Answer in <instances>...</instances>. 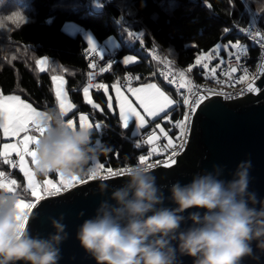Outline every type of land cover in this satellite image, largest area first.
<instances>
[{
  "label": "clouds",
  "instance_id": "9594fccd",
  "mask_svg": "<svg viewBox=\"0 0 264 264\" xmlns=\"http://www.w3.org/2000/svg\"><path fill=\"white\" fill-rule=\"evenodd\" d=\"M256 2L264 11V0ZM43 126L34 144L35 174L71 178L93 173L89 164L100 149L92 126L73 125L59 109L46 112ZM155 168L138 162L122 175L101 177V195L109 190V177L124 183L77 227L76 239L96 264H183L184 256L192 257L193 264H245L248 258L259 262L264 254V198L250 190V159L241 160L230 179L224 177V166L214 164L187 183L177 180L168 186V196L157 183ZM25 193L0 192V264H59L61 245L69 238L63 216L52 218L55 231L47 237L33 235L18 218Z\"/></svg>",
  "mask_w": 264,
  "mask_h": 264
},
{
  "label": "trees",
  "instance_id": "16d2710c",
  "mask_svg": "<svg viewBox=\"0 0 264 264\" xmlns=\"http://www.w3.org/2000/svg\"><path fill=\"white\" fill-rule=\"evenodd\" d=\"M91 1L0 0V93H16L46 111L57 109L51 72L63 71L68 95L77 106L69 114L84 110L93 125L101 124L99 128L93 127V140L100 149L97 159L104 165L102 170L140 160L149 144L132 133V123L127 128L121 125L117 110L107 107L103 89L90 88L92 99L103 111L84 102L81 89L86 83L83 49L87 42L82 32L64 30V20L75 21L98 41L115 34L119 42L113 46L116 52L110 59L115 62L101 80L110 84L126 73L139 77L131 83L155 80L177 102L166 112L172 119L180 115L181 103L173 84L157 73L160 60L167 61L175 70L185 68L187 75L197 80L207 79L209 74L202 67L193 65L191 71L187 68L198 52L219 41H238L246 45L248 58L254 62L257 45L237 31L235 25L252 20V9H256L257 21L264 28V11L256 0H101L98 7H92ZM41 54L47 56L46 71H41L36 63ZM128 54L136 57L137 62L122 64ZM219 54L222 58L224 50ZM217 59L219 64L220 58ZM162 115L151 122L161 120ZM163 124L167 126L170 122L165 120ZM105 147L110 151H102ZM14 156L13 153L11 158ZM0 171L17 181L18 192H25L24 175L18 168L0 163ZM51 175L56 177L57 173ZM32 199L30 190L26 191L23 200L27 203Z\"/></svg>",
  "mask_w": 264,
  "mask_h": 264
},
{
  "label": "water",
  "instance_id": "95a60500",
  "mask_svg": "<svg viewBox=\"0 0 264 264\" xmlns=\"http://www.w3.org/2000/svg\"><path fill=\"white\" fill-rule=\"evenodd\" d=\"M255 82L260 86L257 92H245L233 98L212 95L211 101L206 99L196 109L191 117L185 147L175 157L176 163L167 168L157 164L155 168L157 183L164 188L166 196L170 195L168 186L172 183L177 180L187 183L195 173L211 171L214 164L224 166V177L230 179L237 164L250 159V190L264 198V70ZM206 104L210 106L205 108ZM101 177L91 176L58 195L45 196L29 209L32 215L28 216L26 226L33 235L47 237L55 231L52 218L63 216L69 238L61 245L62 259L59 264H96L76 239L77 227L95 214L100 202L109 199L115 187L124 183L123 178L109 177V190L101 195ZM165 204L174 206L167 200ZM182 261L183 264H193L190 256L182 257ZM245 264H264V254H260L259 262L248 258Z\"/></svg>",
  "mask_w": 264,
  "mask_h": 264
},
{
  "label": "snow or ice",
  "instance_id": "6c2138e0",
  "mask_svg": "<svg viewBox=\"0 0 264 264\" xmlns=\"http://www.w3.org/2000/svg\"><path fill=\"white\" fill-rule=\"evenodd\" d=\"M255 27L250 26L248 28H241L240 31L246 32L249 34V38H258L257 43H261L264 46V36H261L259 31H254ZM254 33V35H253ZM131 35V33H130ZM88 44L91 45L90 48V55L87 57L89 60V67L93 70V72L89 73L90 77H93L94 73L98 70L99 73H103L105 71H109L112 67V63L115 61H109L106 67H99L98 61L103 60V55L98 51L96 42L92 39L91 36L87 38ZM221 49L224 50L225 54L227 55L228 59L225 60L219 57V53ZM238 50V51H237ZM246 53V47L241 45L239 42L232 43L229 42L227 44H217L210 52L209 56H214L216 58H220V67L221 65H227V69L223 70V76L227 78L228 84L235 83V80L232 78L233 74L237 72L236 67L231 66V61L235 59L239 62L242 59V55ZM209 57H205V62L202 63L201 60L198 58L196 63L201 65L203 68H207V59ZM137 62V58L133 56H128L122 59V64H130ZM36 63L45 65L40 70L46 71L48 70V63L47 58H43V60H37ZM240 70L243 72H247V69L244 66L240 67ZM191 71V68H189ZM216 69H212L211 72L215 73ZM164 76L165 80L176 86V90L180 93L181 89H186L187 94L183 97L182 103L187 110V114L184 117V120L175 122L173 127L179 129V134L176 137L178 143H174L172 138L168 137V132H166L161 125L157 124L155 129L152 133H150L146 140L142 141L143 143L153 144L154 141H158L160 137H164L167 139V143L161 147H152L151 151L148 153V156H141L140 162L146 163L148 157L152 156L157 151L159 152H166L168 149H176L179 148L180 151L183 150L185 147V138L187 137V127L186 122L190 123L191 117L195 114L197 108L208 99L211 101L212 95H229L226 92H220L215 89L207 88V89H199L195 86H189L187 83L178 82L177 79H168L169 76H175L174 73H161ZM180 76L183 77V72L180 73ZM53 83L59 79L56 75L51 77ZM139 79V77H136ZM213 79L215 77L213 76ZM220 82V81H217ZM65 81L63 79H59V83H56V90H55V98L59 104V110L64 116H67L68 113L72 112L77 106L72 104L68 100V94L64 87ZM95 88L97 90L103 89L106 95V105L109 109H112L113 104V96L107 95L108 93V86L103 84H93L89 83L87 87L83 89L85 94L84 102L87 104L92 105L94 109H99L103 111L101 106L94 101H92L89 96V89ZM112 88L114 89V98L117 102L118 109H119V118L122 122V126L127 128L129 124V120L131 117H135L137 121L138 130L144 128L147 123L145 116L149 118H156L160 117L161 114L167 112V110L172 107L173 105L177 104L176 101L172 100L167 96L157 85L155 84H146L141 87H129L125 86V91H127L131 97L134 98L136 103L134 104L132 100L128 98V96L124 95L121 91V88L117 84H113ZM242 92H257L258 89L254 88L252 84H249L247 88L242 89ZM210 105H205V108H208ZM143 113V115H142ZM46 112L38 111L37 109L33 108L31 104L23 102L20 100L18 96H4L0 93V138L2 137H12L15 138L16 143H3L2 149H0V163L9 165L12 168H18L23 175L27 178V185L25 190H30L31 196L34 198V202L25 203L24 200H21L18 204V207L21 211V227L26 226L28 217L24 216L23 213L25 209H31L36 206V204L45 196L51 197L54 195H58L61 191L67 190L70 188L75 181H80L79 176H74L68 179H65L63 175H60V182L57 184L50 179L44 180L43 184L45 185L43 191H41V182L36 179L35 172L27 167V161L25 157H30L32 162H34L35 151H34V144L37 142L38 137L45 131L43 126V118L45 117ZM168 119L171 123L169 117H164ZM69 121L73 124V120L69 119ZM84 123L88 124L92 127L99 128L101 126L100 123H96L93 125L92 123L88 122V118L85 115H81L79 118V124ZM160 133V136L156 135V132ZM22 134V135H21ZM140 144H137L139 147ZM15 152L18 160L11 159V153ZM178 155L177 151H173L171 156L166 158L163 162L164 167H172L175 163V157ZM160 161H157L155 164L147 163L148 166H157ZM100 168H104V165H99ZM124 170L119 172L113 171L112 169L106 170V175L111 176L117 173L123 174ZM97 171L93 169L92 176L95 177L97 175ZM5 173L0 171V189L8 190V191H17V181L12 180H5ZM83 182V181H80Z\"/></svg>",
  "mask_w": 264,
  "mask_h": 264
},
{
  "label": "built area",
  "instance_id": "2783aa9c",
  "mask_svg": "<svg viewBox=\"0 0 264 264\" xmlns=\"http://www.w3.org/2000/svg\"><path fill=\"white\" fill-rule=\"evenodd\" d=\"M256 13L257 10L256 9H252V15L253 18L252 20L248 21L247 23L241 25V24H236L235 25V29L243 34H245L246 36L249 37V34L246 32H242L240 31L241 28H248L250 26L255 27L254 31H259L261 33V36H264V28L258 23L257 18H256ZM254 35V33H253ZM250 39V38H249ZM257 39L258 38H253L250 39V41L254 44L257 45V50L255 52V58H254V62L248 58V49L246 47V45L244 43H240L241 45L246 47V53L242 55V59L237 62L235 59H233L231 61V66L232 67H236L237 68V72L235 74H233V79L235 80V83L233 84H228L227 83V78L223 76V70L227 69V65H221L220 67H216V71L215 73H210L209 74V78L207 79H202V80H197L195 79L192 75H187L183 73V77L180 76L181 72H178L177 70H175L174 68H172L167 61L165 60H160L158 68H157V73L159 75H161V73H174L175 76H169V79H177L178 82H183V83H187L189 84V86H195L199 89H207V88H211V89H215L217 91L220 92H226L229 93V95H221V97L223 98H233L236 96H239L247 91L242 92V89L247 88V86L249 84H252L254 88H257L258 90L260 89V86L258 85L257 82H255V80L260 76L261 72L264 70V64H263V60H264V46H262L261 43H257ZM90 48L91 45L86 44L84 46L83 49V53H84V59L86 62V67H85V81L88 83H96L99 80H101V78L103 77L104 73H99L98 70L94 73L93 77L89 76L90 72H93L92 69H90L89 67V60L87 59V57L91 54L90 53ZM148 51L150 52V55L155 58V54L153 52V50L148 47ZM238 51V50H237ZM116 52V48H108L106 49L104 52H102L101 54L103 55V60H99L98 64L99 67H106L107 63L110 61L111 57L115 54ZM223 59L227 60L228 57L226 54H224L222 56ZM220 65V63L218 64ZM244 66L247 69V72L249 73L248 77L245 79H241L239 74L243 71L240 70V67ZM163 76V75H162ZM213 76L215 77V79H213ZM136 75L132 74V73H126L124 76H118L116 77V80L121 83L122 85H127L129 83H131L134 79H135ZM164 77V76H163ZM220 81V82H217ZM174 86V90L175 93L177 95V100L181 103V111H180V115L177 118V121H182L184 120L185 115L187 114V110L185 108V106L182 103V99L183 97L187 94V90L186 89H181L180 93L177 92L176 90V86ZM173 123L168 124L167 130L168 132L172 133L173 135L175 134V142L174 143H178L176 140V137L179 134V130L176 127H173ZM191 123V121H190ZM190 123L186 122V127H187V137H188V132H189V128H190ZM154 126L153 125H148L145 126L144 128L140 129L137 133V136L140 140L144 141L147 139L148 135L150 133L153 132L154 130ZM157 136H160V133L157 131L156 132ZM187 137L185 138V142L187 140ZM167 143L166 139L164 137H160V139L158 141H154L153 144H149L148 145V149L146 151V153L144 154V156H148V153L151 151L152 147H157L158 149L163 147L165 144ZM173 151H177L180 152L179 148L177 147L176 149H168L166 152H159L157 151L156 153H154L152 156L148 157L146 163H153L155 164L157 161H160L159 164L163 165V162L166 158L171 156V153ZM13 159L16 160V157H13ZM140 162V160L128 164V165H122V166H117V167H113L110 168L113 171L119 172L121 170H124L126 167H128L129 165H133ZM109 168L104 169L103 171L99 172L97 175L104 177L106 175V170Z\"/></svg>",
  "mask_w": 264,
  "mask_h": 264
},
{
  "label": "rangeland",
  "instance_id": "374dc122",
  "mask_svg": "<svg viewBox=\"0 0 264 264\" xmlns=\"http://www.w3.org/2000/svg\"><path fill=\"white\" fill-rule=\"evenodd\" d=\"M91 5H92V7H98V6H100L101 5V0H92L91 1ZM62 27H63V29L64 30H66L67 32H70V33H75V32H77V31H80V32H82V31H84L85 29L84 28H82L78 23H76L75 21H73V20H64L63 21V23H62ZM119 42V40H118V38H117V36L115 35V34H110V35H107L102 41H100V46L97 48L98 49V51L100 52V53H102L103 51H102V49L101 48H104V49H107V48H112L114 45H116L117 43ZM232 43H236V42H238V41H231ZM217 44H227V42H217L216 44H214L211 48H209V49H206V50H201L200 52H198L197 53V55H196V57L194 58V60H193V62H191L188 66H187V68H191V66H193V65H198L197 63H196V61H197V59L199 58L200 60H201V62L202 63H204L205 62V57H209L208 59H207V64H208V67L205 69V68H203V72L205 73V74H210L211 73V70L212 69H215L216 67H217V58L216 57H214V56H209V54H210V52H211V50L217 45ZM220 55V54H219ZM128 56H133L132 54H128V55H126V56H124L123 58H125V57H128ZM47 58V56L45 55V54H41V55H39L38 57H37V59H36V61L37 60H43V58ZM134 57V56H133ZM220 57V56H219ZM213 59H216V60H213ZM37 66H38V68L39 69H41L42 67H44L45 65H43V64H37ZM198 66H200L201 67V65H198ZM178 70V72H183V73H186V69L185 68H179V69H177ZM187 74V73H186ZM53 75H56L59 79H63L64 81H65V77H64V73H63V71H53V72H51V77L53 76ZM248 75H249V73L248 72H241L240 74H239V76H240V78L241 79H245V78H247L248 77ZM59 79L56 81V83H59ZM169 79V78H168ZM151 81V82H150ZM153 81L154 82H156L155 80H148V81H143V82H136V83H129V84H127V85H122L121 83H119L116 79H114L110 84H108L106 81H104V80H99L98 82H96L97 84H103V85H106V86H108V93H107V95H111V96H113V101H112V104H113V107H112V109L111 110H114V109H116L117 110V112H118V115H119V109H118V105H117V102H116V100H115V98H114V89L112 88V85L113 84H117L118 83V86L121 88V91L124 93V95H126V96H128V98L130 99V100H132L133 101V103L135 104L136 103V101L134 100V98L133 97H131V95L127 92V91H125V86H129V87H133V88H136V87H141V86H144V85H146V84H149V83H151V84H154L153 83ZM56 83H53V81H52V79H51V85H52V89H53V92H54V95H55V90H56ZM88 82H86L85 84H83V86H82V95H83V98H84V96H85V94H84V92H83V89L85 88V87H87L88 86ZM64 87H65V89H66V86L64 85ZM158 87V86H157ZM160 89H161V91H163L167 96H169V98L170 99H172V100H174V98H172V96L166 91V90H164L162 87H159ZM66 91H67V89H66ZM11 93V92H10ZM13 93V92H12ZM15 94V93H14ZM67 94H68V92H67ZM88 96H89V98L92 100V101H94L93 99H92V96H91V93H90V89H89V93H88ZM68 100L73 104V102H72V100L70 99V97H69V95H68ZM21 101H23V102H26V103H28V104H31V103H29L27 100H25V99H21ZM180 101V100H179ZM178 101V102H179ZM56 103H57V109H59V104H58V102L56 101ZM96 103V102H95ZM32 105V107L33 108H35V109H37L38 111H42V112H47L45 109H43V108H39V107H36V106H34L33 104H31ZM81 115H85L87 118H88V122H90V123H92L91 122V119H90V117L88 116V114H87V112L86 111H84V110H77L74 114H69L68 113V115L67 116H65V120H69V119H71V120H73L74 121V123L78 126L79 125V118H80V116ZM142 115H143V113H142ZM164 117H169L170 118V121H171V123H173V122H176L177 121V118L176 119H172L171 118V116L169 115V114H163L162 115V117H161V120H154L153 122V126H154V128H155V126L157 125V124H159V125H161V127L166 131V132H168V130H167V127L163 124V121H165V120H167L168 121V119H165ZM148 118L149 117H147V116H145V119L147 120V122H148ZM153 118H151V120H152ZM120 123H121V125H122V122L120 121ZM129 123H132V128H131V131H132V133H138V127H137V121H136V119H135V117H131L130 118V120H129ZM179 130V129H178ZM22 135V134H21ZM168 137H170V138H172V140H173V142H175V134L173 135L172 133H170V132H168ZM166 139V138H165ZM166 141H167V139H166ZM3 143H16V140H15V138H12V137H2V138H0V149H2V147H3ZM14 154H15V152H13ZM13 153H11V155L13 154ZM12 159V158H11ZM13 160H15V159H13ZM16 160H18V157H16ZM25 160L27 161V167L28 168H30V169H32L33 171H34V165H33V162H32V160H31V158L30 157H25ZM99 165H101L100 163H99V161H98V159H95V160H93V161H91L90 162V164H89V167H91L92 169H95L97 172H101V168L99 167ZM106 169V168H105ZM103 171V170H102ZM36 175V179L38 180V181H40L41 182V191H43V189H44V187H45V185L43 184V181L44 180H47V179H50V180H52L53 182H55V183H59L60 182V175L59 174H57L56 175V177H53L51 174H49V176H47V177H45V176H41V175H37V174H35ZM92 176V174H90L89 176H87V177H85V178H80V181H82V180H85V179H87V178H90ZM4 179H5V177H4ZM13 178H11V177H7L5 180H12ZM24 179H25V182H24V184H25V186L27 185V178L24 176ZM65 179H68L67 177H65ZM80 181H75V182H73V184H75V183H77V182H80ZM72 184V185H73ZM31 202H34V199H32L30 202H27V203H31ZM26 203V202H25ZM27 210H29V209H25V211H27Z\"/></svg>",
  "mask_w": 264,
  "mask_h": 264
},
{
  "label": "crops",
  "instance_id": "0c3cea01",
  "mask_svg": "<svg viewBox=\"0 0 264 264\" xmlns=\"http://www.w3.org/2000/svg\"><path fill=\"white\" fill-rule=\"evenodd\" d=\"M82 35H83V37L85 38V40H86V42H87V44H88V40H87V38L89 37V36H91L92 37V39L96 42V45H97V48L100 46V41H98V40H96L95 38H94V36L91 34V32L89 31V30H84V31H82ZM102 49V51L104 52L106 49H104V48H101ZM108 49V48H107ZM151 82V81H150ZM153 83L155 84V85H157L158 87H161L157 82H154L153 81ZM3 95L4 96H11V95H14V96H18L19 98H20V100L22 99L23 100V98H21L18 94H14V93H10V92H8V93H3ZM173 98V97H172ZM29 102V101H28ZM30 103V102H29ZM151 123V124H150ZM147 124H150V125H153V123L151 122V118H148V122L146 123V125ZM14 157H17L16 156V154H15V156ZM7 177L5 176V179H6Z\"/></svg>",
  "mask_w": 264,
  "mask_h": 264
}]
</instances>
